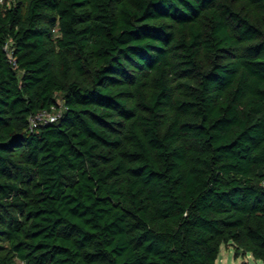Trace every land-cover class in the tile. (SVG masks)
<instances>
[{
  "label": "trees",
  "instance_id": "16d2710c",
  "mask_svg": "<svg viewBox=\"0 0 264 264\" xmlns=\"http://www.w3.org/2000/svg\"><path fill=\"white\" fill-rule=\"evenodd\" d=\"M223 245L264 263V0H0V264Z\"/></svg>",
  "mask_w": 264,
  "mask_h": 264
},
{
  "label": "rangeland",
  "instance_id": "374dc122",
  "mask_svg": "<svg viewBox=\"0 0 264 264\" xmlns=\"http://www.w3.org/2000/svg\"><path fill=\"white\" fill-rule=\"evenodd\" d=\"M13 0H9L12 3ZM59 102L62 104L63 100L60 97ZM235 249L232 245H223L221 247L220 255L217 264H264L256 261L252 256L239 254L236 256Z\"/></svg>",
  "mask_w": 264,
  "mask_h": 264
},
{
  "label": "built area",
  "instance_id": "2783aa9c",
  "mask_svg": "<svg viewBox=\"0 0 264 264\" xmlns=\"http://www.w3.org/2000/svg\"><path fill=\"white\" fill-rule=\"evenodd\" d=\"M61 115V110L53 108L52 110H44L40 113L31 116L29 119V128L31 131L37 130L40 126L48 125L57 122Z\"/></svg>",
  "mask_w": 264,
  "mask_h": 264
}]
</instances>
